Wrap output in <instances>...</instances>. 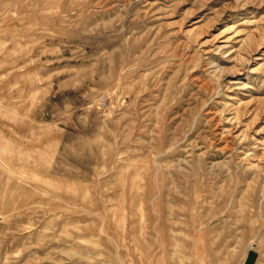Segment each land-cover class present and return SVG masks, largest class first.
<instances>
[{"label":"rangeland","instance_id":"1","mask_svg":"<svg viewBox=\"0 0 264 264\" xmlns=\"http://www.w3.org/2000/svg\"><path fill=\"white\" fill-rule=\"evenodd\" d=\"M0 264H264V0H0Z\"/></svg>","mask_w":264,"mask_h":264},{"label":"bare ground","instance_id":"2","mask_svg":"<svg viewBox=\"0 0 264 264\" xmlns=\"http://www.w3.org/2000/svg\"><path fill=\"white\" fill-rule=\"evenodd\" d=\"M260 67H261V66H260ZM222 68H223V67H222ZM224 70H225V69H224ZM236 106H237V105H236ZM238 112H239V111H238ZM237 115H238V114H237ZM237 115H236V116H237ZM234 116H235V115H234ZM237 117H238V116H237ZM234 118H235V117H234ZM227 120H228V119H227ZM231 120H232V119H231ZM230 129H231V128H230ZM245 136H246V135H245Z\"/></svg>","mask_w":264,"mask_h":264}]
</instances>
